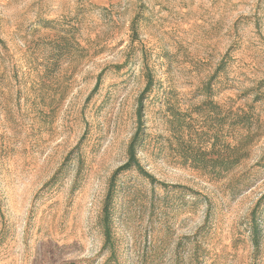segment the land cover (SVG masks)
Returning a JSON list of instances; mask_svg holds the SVG:
<instances>
[{
	"label": "rangeland",
	"instance_id": "obj_1",
	"mask_svg": "<svg viewBox=\"0 0 264 264\" xmlns=\"http://www.w3.org/2000/svg\"><path fill=\"white\" fill-rule=\"evenodd\" d=\"M0 264H264V0H0Z\"/></svg>",
	"mask_w": 264,
	"mask_h": 264
},
{
	"label": "trees",
	"instance_id": "obj_2",
	"mask_svg": "<svg viewBox=\"0 0 264 264\" xmlns=\"http://www.w3.org/2000/svg\"><path fill=\"white\" fill-rule=\"evenodd\" d=\"M139 119H140V122H142V107H140L139 109ZM139 132V131H138ZM138 132L136 133V136L134 137L133 141L131 142L130 144V147H129V150H130V161L124 165L123 167H121L115 174V176L112 178V183H111V186H110V190H109V193H108V199H107V202H106V206H105V210H107V208L110 206L112 200H113V195L115 193V189H116V185H117V182H116V177L117 175L121 174L122 172L124 171H129L130 168H131V164L132 162H134L136 159H137V156H138V146L140 144V134H138Z\"/></svg>",
	"mask_w": 264,
	"mask_h": 264
}]
</instances>
